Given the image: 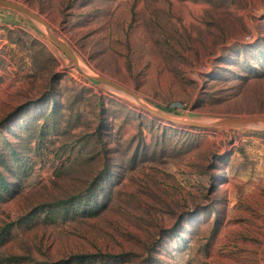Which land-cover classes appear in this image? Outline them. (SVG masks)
Masks as SVG:
<instances>
[{
    "label": "rangeland",
    "instance_id": "obj_1",
    "mask_svg": "<svg viewBox=\"0 0 264 264\" xmlns=\"http://www.w3.org/2000/svg\"><path fill=\"white\" fill-rule=\"evenodd\" d=\"M0 7V264H264V0ZM87 73V74H89Z\"/></svg>",
    "mask_w": 264,
    "mask_h": 264
},
{
    "label": "water",
    "instance_id": "obj_2",
    "mask_svg": "<svg viewBox=\"0 0 264 264\" xmlns=\"http://www.w3.org/2000/svg\"><path fill=\"white\" fill-rule=\"evenodd\" d=\"M0 7H6V8H11V9H15L19 12L25 13L26 15L34 18L35 20L41 22L42 24H44L47 28L49 37L51 38V40L54 42L55 45H57L60 49H62L71 59L74 60V62L76 63L77 66H79V61L78 58L75 54V52L73 51V49L64 41H62L61 39L58 38V36L56 34L53 33L52 29L50 28V26L44 21L42 20L41 17H39L37 14H35L32 10H30L29 8H27L26 6H23L21 4H18L16 2H13L11 0H0ZM86 75L90 78H93L97 81H100L108 86H111L119 91H123L126 92L132 96H134L136 99L139 100V102L147 109H149L150 111H152L153 113H156L162 117L168 118V119H172L174 121H178V122H182V123H186L189 125H194V126H207V127H213V126H217V125H227V124H238V123H254V122H264V116H253V117H241V118H234V119H222V120H218V121H214L208 124H203V123H199V122H194V121H190V120H184V119H178V118H172L170 117L168 114L157 110V109H153L150 106H148L147 104L143 103L142 101H140L138 95L131 91L130 89L124 87L123 85L108 79L106 77L103 76H97V75H90L87 74Z\"/></svg>",
    "mask_w": 264,
    "mask_h": 264
},
{
    "label": "trees",
    "instance_id": "obj_3",
    "mask_svg": "<svg viewBox=\"0 0 264 264\" xmlns=\"http://www.w3.org/2000/svg\"><path fill=\"white\" fill-rule=\"evenodd\" d=\"M8 189H9V185L7 181L1 178V184H0V197L1 198L3 197V193L7 192Z\"/></svg>",
    "mask_w": 264,
    "mask_h": 264
},
{
    "label": "bare ground",
    "instance_id": "obj_4",
    "mask_svg": "<svg viewBox=\"0 0 264 264\" xmlns=\"http://www.w3.org/2000/svg\"><path fill=\"white\" fill-rule=\"evenodd\" d=\"M78 63H79V62H78ZM84 70H85L87 73H89L87 69H84ZM89 74H90V73H89ZM137 100H138V99H137Z\"/></svg>",
    "mask_w": 264,
    "mask_h": 264
}]
</instances>
